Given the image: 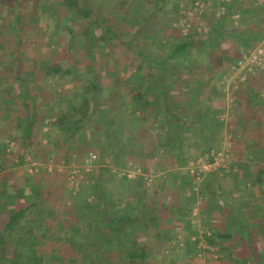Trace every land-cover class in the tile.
I'll list each match as a JSON object with an SVG mask.
<instances>
[{
	"label": "trees",
	"instance_id": "16d2710c",
	"mask_svg": "<svg viewBox=\"0 0 264 264\" xmlns=\"http://www.w3.org/2000/svg\"><path fill=\"white\" fill-rule=\"evenodd\" d=\"M0 1H9L16 9V12L12 11L7 16L0 14V264H152L145 262L149 258L147 247L136 244L135 233L141 227L143 213L128 208L123 213L115 212L107 196L102 194H99V198L91 195V201L84 197L78 205L80 192L73 195L66 188L65 170L48 171L43 164L39 171L24 175V154L20 150L24 149L37 162L54 158L50 154L49 144L38 146L33 142L35 128L38 126L41 129L44 125L45 116L40 109V102L46 94L33 89L25 64L34 56L41 55L40 46L43 42L24 39L20 13L28 18L29 23L25 25L28 28L39 21L48 25L56 21L57 28L62 30L60 37H66V40L61 43L59 37V40L54 41L55 48L62 52L65 47L77 50L76 62L69 55H56L45 60L48 54L43 53V59L35 64L37 73L43 78H55L60 85L68 87V90L61 88L64 90L62 104L52 108L53 120L49 123L55 136L52 140L47 136L57 155L68 148L64 159L66 164L73 159L72 153L77 154L74 159L80 161V155L88 147L91 137L86 130L89 125L94 126L95 130L102 127L105 133L110 134L115 130L120 134L115 126L112 127L115 120L107 116L104 118L102 113V108L109 106L110 100L107 99L103 104L100 102L105 88L101 86L98 68L104 67V63L97 66V62L103 49L107 48L113 50L121 46L126 50L136 49L141 52L142 44L136 42L140 29L130 33L134 36L132 39L126 38L124 29L114 23L119 14L115 18L111 17L94 0ZM162 1L157 11L163 6ZM43 27L47 31L45 25L40 26V29ZM181 36L171 41V50L164 55L153 56L149 51L142 54L156 65V74L153 76L159 82L164 78L160 74L165 66L162 60L171 57L182 60L195 49L200 50L203 45L194 43L190 38L192 34ZM52 49L49 47V51ZM108 59L111 63V59ZM79 67L82 79L73 78L71 83H65L67 75ZM188 78L192 79L191 76ZM119 90L124 94L121 88ZM141 96L143 94L136 92L132 99L139 101ZM99 118L101 122L97 123ZM263 126L264 122L259 127L262 129ZM5 137L14 140L17 147L7 149ZM73 139L75 144L70 142ZM260 142L261 138L257 137L253 147L263 146L264 142ZM252 168L254 182L262 187L264 194V161L254 162ZM22 177L28 186L34 188L35 196L17 195L18 178ZM68 200H71L70 204H67ZM98 201L99 208L95 205ZM227 205L239 220L238 206L231 202ZM51 209L53 215L49 211ZM229 225L232 223L229 222ZM242 227L235 244H242L244 240ZM212 231V235L207 237V243H213L217 235L215 229ZM253 233L249 230V234ZM244 245L245 248L235 251V264H249L242 262V255L250 257L255 253L252 246ZM259 256L264 257L261 252Z\"/></svg>",
	"mask_w": 264,
	"mask_h": 264
},
{
	"label": "rangeland",
	"instance_id": "374dc122",
	"mask_svg": "<svg viewBox=\"0 0 264 264\" xmlns=\"http://www.w3.org/2000/svg\"><path fill=\"white\" fill-rule=\"evenodd\" d=\"M94 1L104 9L105 13L110 14L111 17L115 18L117 17L116 15L119 14V17L115 18L114 23H118L119 27L124 29L126 38L132 39L134 36L132 37L130 33L136 29H140V36L136 42L142 44L143 50L141 52L136 49L126 50L121 46H117L113 50L107 48L103 49L101 57L97 62V66H99V63H104V67L100 66L98 68L99 74L101 75V86L105 88L102 92L100 102L103 104L107 99L110 100L109 106H104L102 108V113L105 115L104 118H106V116L112 117V114L114 115L112 109L116 112V106L120 103L119 106L122 107L117 111L118 116L125 120L128 117L134 116L132 107L128 106L126 96L132 94V92H134L133 90L141 86L144 81L159 82V80L152 75V71L156 68V65L149 62L142 54H146V52L149 51L152 52L153 56L159 57L171 50V41L177 40L180 38V35L186 36L187 34H192L193 37L196 35L197 38L198 36L201 37L202 35H206V27L200 26L199 29L197 28V24L199 26L198 21L203 19L202 14L206 8V0H160L164 2L160 11H157L160 5L159 0ZM175 9L177 10L175 11ZM15 10L16 9L10 5L9 1H7V3L0 1V14L7 16L10 15L12 11L16 12ZM34 13L35 12H33V15ZM164 13L166 14L164 15ZM19 18L23 24L21 34L24 39L34 42H43L40 46L41 55L34 56L30 62L25 64V68L33 89L39 93L46 94L43 96V101L40 102V109L43 110L42 113L45 116L43 121L44 125L41 129L38 126L35 128L33 142L39 144L38 146L49 144L51 148H49L50 154L54 157L49 158L46 162H37L32 160L31 157L25 153L24 149L22 150V148H20L21 152L24 154V175L39 171L43 164L46 165L48 171L56 170L57 172H61L65 170L66 188L70 190L73 195L80 192V197L77 199L78 205L83 202L84 197H87V199L91 201V195H96V198H99V194H102L103 196H107L108 202L113 206L115 212L123 213L125 209L128 208L143 213V221L140 225L141 227L135 233V238L136 244L146 246L149 251V258L145 262H151L152 264H235V251L245 248L244 244H246V247L247 245L252 246L255 253L250 257L242 255V262H248L249 264L262 262V264H264V257L260 258L259 256V252L264 255V194L262 192V187L259 186L254 190L255 197L253 202L249 201L246 203L247 201L242 202V191L238 190L240 193H238V191H233L231 177H226L224 175L228 171L230 160L234 157L229 151L228 145L231 138L228 136L224 135L220 144L214 141V145L209 146L208 149H205L199 155L188 158V160H193L202 156H209L211 150H224L227 154V160L222 161L224 164L223 166H217L202 174L199 178H196V174L188 169V160L186 162L185 168L189 173L188 181L190 183L189 187L191 188L190 192L192 196H196L201 200L200 206H195L191 211L192 217L200 215V218H187V228L191 229L193 227L197 229L198 225L200 228L205 227L204 231L198 230L197 233L192 234L168 233L166 235H158L156 233H150V230H156L158 227L169 228L171 225L172 222L164 220L161 216L163 215L162 212L170 208L171 203H173L176 190H169L162 182L160 179L161 175L153 161H143L141 156H136V154L132 153L128 154L132 146H130L129 149L126 147L123 149V141L118 140L117 136L112 132L113 130L111 131L112 133L109 134L108 132L105 133L102 127L99 130H95L94 126L89 125L86 130L91 137L89 138L88 147L84 153L80 155V161H76L74 158H76L77 154L72 153L73 159H71L68 164L64 162L65 156L68 153V148L57 155L52 141H48L49 137L52 140L55 136L49 122L53 120L52 108H57L64 100V90L62 91L61 88L68 90V87L60 85L55 78H43L40 73H37L35 64L43 59V55L47 54L45 60H50L52 56L54 57L56 55H69L70 58H74L73 62H76L77 50L65 47L62 52L55 48L54 41L59 40L62 32L61 29L57 28L56 21H52L49 25L44 21H39L37 23H32L31 27L28 28L26 27L29 23L27 21L28 18H25L23 13H20ZM0 22H2L1 18ZM231 24L234 23L231 22ZM42 25L47 26V31L44 30V27L40 29ZM236 25L237 23L230 28V34L228 33L229 37L237 38L240 42L239 47H237L240 57L235 59L234 62L232 60V66H237V61L242 57V24L238 23L239 26ZM113 26L116 25L113 24ZM191 26L195 27H193L194 32H192ZM261 30L264 36V27H261ZM262 35L259 38V43L264 46V38H262ZM65 40L66 37L61 38V43L62 41L65 42ZM143 42L147 44L143 45ZM48 45L50 48L52 47L54 49L49 51ZM253 48V46L250 47V50L245 53L248 54ZM108 58L111 59V63L108 62ZM230 61L231 60L228 59L221 60L224 66ZM190 62H192V60L188 58L180 60L171 57L169 60H162V64L165 65L164 69L166 70L183 66L185 63V66H188ZM144 63L146 67H150V73L145 71V74H143L142 71H138V67L142 66ZM251 67L264 70V64L262 65L260 63L251 64ZM80 69L81 67L73 69L72 73L67 75L66 79H64V82L67 84L71 83L73 78L81 80L82 77L79 73ZM189 76H191L192 79H189ZM238 76L242 78V75ZM150 77L153 78L150 79ZM163 77L162 83L166 82L167 77L169 78L167 82L173 83V80L170 82L172 76L163 75ZM228 78L229 76L226 74L182 75L179 81L202 79L205 81L210 80V82L211 80H213V82L218 81L219 84H226L229 81ZM215 79L216 81H214ZM39 82H43L44 84L41 83L42 85H40ZM119 88L122 89L124 94H122L120 90L118 91ZM67 95L69 94L67 93ZM100 122L101 119H97V123ZM263 130L264 126L262 132L260 131L261 134L256 135L254 138L250 137L246 142L249 141V143L252 142L255 145L258 137L262 140L260 143H263ZM98 136L100 140H97ZM4 141L8 143L7 149L17 147L15 141L8 137H5ZM70 142L75 144L74 139ZM254 148L255 150L261 151V149H264V145ZM90 153H93L95 157H91ZM257 157L258 162L261 160L264 161V151H261V154ZM217 168L220 170L215 173L214 170ZM217 174L218 176L221 175L223 179L215 177ZM249 192H246L247 195ZM127 193H131L135 198L131 195L129 197ZM17 195L19 197L35 196L34 188L28 186L23 177L18 178ZM127 196L129 200L126 199ZM228 196L239 202L236 203L240 210L239 220L235 218L232 210H229L224 200ZM145 198H149L150 203L144 201ZM158 201L165 202V206H162V209H165L164 211H161L159 208L160 205ZM219 201L225 204L226 208L222 207L223 204L219 206ZM70 202L71 200H68L67 204H70ZM95 205L99 208V201L96 202ZM212 206L214 212H212L213 216L209 215L207 216L208 218H206V216H204L206 210H209ZM49 211L51 215H53V209ZM253 215L256 216L255 219ZM257 218H261V220ZM148 222L150 225H148ZM229 222H231L232 225H229ZM241 225H247V227L250 225L253 226L254 228L252 227L249 230H252L254 233L253 235L249 234V230L247 229V232H244L245 235L242 244H235L234 241L236 237L241 233ZM230 227H232V230ZM212 229H215L217 235L214 237L213 243H207V237L212 235ZM247 242L250 243L247 244Z\"/></svg>",
	"mask_w": 264,
	"mask_h": 264
},
{
	"label": "crops",
	"instance_id": "0c3cea01",
	"mask_svg": "<svg viewBox=\"0 0 264 264\" xmlns=\"http://www.w3.org/2000/svg\"><path fill=\"white\" fill-rule=\"evenodd\" d=\"M205 2L206 8L202 14H205V17L198 21L197 28L206 27L207 34L198 38L196 35L190 37L194 43L203 45L200 50L195 49L196 52L184 56V59H191L192 62L188 66H185V63L173 69H161L160 74L172 76L170 82L173 80V83L167 82L168 77L165 83L144 81L132 94L127 95L126 101L128 106L132 107L133 117H126L125 120L119 118L117 111L122 107L119 106L120 103L116 106V112L112 109V118L115 120L112 127L115 126L120 134L115 130L113 132L118 140L123 141V149L132 146L131 150L127 151L128 154L141 156L143 161H153L162 182L169 190H176L174 201L167 210L162 209L165 202L158 201L159 208L164 211L161 217L172 222L171 225L169 228L158 227L156 230H150L151 234H192L198 230L204 231L205 227L200 228L199 225L197 229L187 228V218H200V215L192 217L191 211L195 206H200L201 200L190 192L186 162L188 158L199 155L214 145V141L220 144L224 135L231 138L228 146L234 156L230 160L227 173L224 174L231 177L233 191H242V202L248 203L253 202L254 190L260 186L254 182L252 165L258 162L257 156L261 151L255 150L254 143L246 140L262 132L259 126L264 121V70L251 67L240 71L236 65L232 66V60L234 62L240 57L237 50L240 42L237 38L229 37V31L235 23L236 26H239L238 23L242 24V56L250 47L258 44L263 32L261 27H264V0ZM191 27L194 32L195 27ZM225 59L231 60L226 66L221 62ZM149 68L144 63L138 67V71L143 74L145 71L150 73ZM239 72H242V78L238 76ZM154 74L155 68L152 71V75ZM199 74H226L229 81L226 84L202 79L179 81L182 75ZM236 76L238 77L235 78ZM136 92L143 94L139 101L132 99ZM218 170L220 169L217 168L214 172ZM215 177L223 179L218 174ZM247 191L251 194L249 192L247 195ZM127 195L130 197L131 193ZM131 196L135 198L134 195ZM224 200L232 204L238 202L230 196ZM144 201L150 203L149 198ZM218 203L219 206L223 204L220 201ZM222 207L226 208L225 204ZM212 208L213 206L206 210V218L213 216ZM253 217L256 218L255 215ZM252 227L243 226L242 232H247V229Z\"/></svg>",
	"mask_w": 264,
	"mask_h": 264
},
{
	"label": "built area",
	"instance_id": "2783aa9c",
	"mask_svg": "<svg viewBox=\"0 0 264 264\" xmlns=\"http://www.w3.org/2000/svg\"><path fill=\"white\" fill-rule=\"evenodd\" d=\"M259 63L262 65L264 64V46L260 43L255 45L248 54H244L237 61L236 67L241 71L243 68L251 69V64ZM238 74L241 75L242 72H239ZM90 155L91 157H95L93 153H90ZM224 160H227V154L224 152V150H211L209 156H202L193 160H188L187 166L191 172L196 174V178H199L202 174L212 170L213 168L220 165L223 166L224 164L222 161Z\"/></svg>",
	"mask_w": 264,
	"mask_h": 264
}]
</instances>
